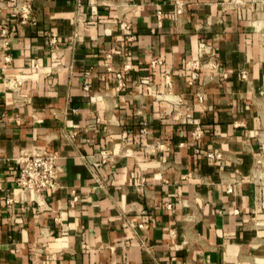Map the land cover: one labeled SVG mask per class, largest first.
Masks as SVG:
<instances>
[{"label":"crops","instance_id":"crops-1","mask_svg":"<svg viewBox=\"0 0 264 264\" xmlns=\"http://www.w3.org/2000/svg\"><path fill=\"white\" fill-rule=\"evenodd\" d=\"M182 1L0 0V264H264V0ZM24 149L59 189L16 192Z\"/></svg>","mask_w":264,"mask_h":264},{"label":"built area","instance_id":"built-area-1","mask_svg":"<svg viewBox=\"0 0 264 264\" xmlns=\"http://www.w3.org/2000/svg\"><path fill=\"white\" fill-rule=\"evenodd\" d=\"M132 1V0H131ZM175 6L176 14H181L183 12L184 3L182 0H173ZM30 5L26 2L24 3L20 10L17 12L20 16L25 19L30 14ZM156 17L158 20H161L164 17L162 11L157 10ZM119 28L122 30L123 35L127 41H133L136 38L135 33L132 31V24L130 21L125 19H120ZM6 28L1 29V33H5ZM108 33L107 31H105ZM54 38H51V41L54 42ZM200 48L204 49V44L199 43ZM205 50V49H204ZM108 57L110 55H107ZM5 60L8 61L9 57H5ZM153 61L152 63H154ZM196 61L192 62V67L195 66ZM107 70H112L110 63L106 62L103 64ZM130 68V63H125L121 69L115 70V76L117 78V86L120 87L123 85V73ZM90 76V72H86V77ZM12 79H9L8 82H11ZM16 82V81H14ZM169 84V80H167ZM87 87V84L84 85ZM125 135V131L122 133ZM195 138H198L201 135V130L196 126L192 132ZM206 156L212 158H219L220 153L217 149L212 151H204ZM101 161L105 162L110 159V154L107 150L100 151ZM17 163V174L15 177V190L19 195L27 194L30 198H33L35 195H38L41 190L46 189L51 192L56 191L60 187L58 180V173L60 171L59 166L56 164V155L52 151L44 149H33V150H21L16 157ZM254 177L257 181L264 183V151L254 157ZM230 190V189H228ZM73 198L76 199L77 196L74 191H72ZM8 203L10 199L6 200ZM170 207V204L166 205ZM136 227L141 230H145L148 227L146 221H142L136 224Z\"/></svg>","mask_w":264,"mask_h":264}]
</instances>
